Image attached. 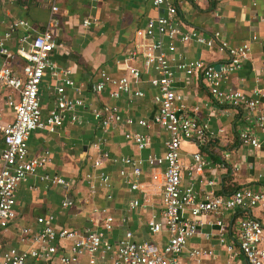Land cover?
<instances>
[{"label":"built area","instance_id":"1","mask_svg":"<svg viewBox=\"0 0 264 264\" xmlns=\"http://www.w3.org/2000/svg\"><path fill=\"white\" fill-rule=\"evenodd\" d=\"M185 0H151L155 7L163 5L166 13L147 18L134 32L136 40L133 47L122 59L126 74L117 76L108 74L104 69L98 71V79L89 84V89L96 95L108 90L111 98L130 95L128 101L144 96L140 89L132 91L131 83L139 80L140 70L131 65L140 59L145 70L154 74L147 82L156 92L153 102L156 111L150 122L123 116L118 104L102 103L92 106V118L98 123L101 136L97 143L105 142V135L121 123L137 124L148 128L154 124L164 129L168 136L164 140L161 154L148 153L144 158L118 154L111 156L102 150L92 160V170L84 174L83 181L89 194L95 195L99 188L108 190L106 199H112L109 176L105 173L103 163L119 162L117 172L131 192L139 196L127 201L128 213L152 204V198H160V208L152 211L145 218L144 225L148 233L167 232L166 242L154 245L146 240H136L132 232L124 228L122 234L111 240L108 233L113 231L115 217L107 206H94L83 228L54 225V214L36 216L37 225H13L17 216L16 185L28 176H37L47 185L67 186L68 181L58 175L42 171L50 161V153L44 151L38 156L28 154V135L35 130L55 133L65 119L80 123L78 109L85 106L84 86L77 84L69 75L68 68H57L53 52L57 45L49 27L55 25L54 15L58 12L57 0H50L51 15L46 26L33 35L21 33L15 53L7 45L10 31L17 26L27 28L22 18L11 21L9 30L0 36V90L4 91V107L0 109V139L3 147L0 152V231L13 227L18 243L25 245L0 247V264H178L188 241L200 233V227L207 225L215 228L214 232L200 233L204 239L215 236L216 244L227 255L226 263L217 264H264V226L253 216H238L233 224V236L227 240L228 227L220 213L226 210H247L253 207L264 209V190L237 188L230 193L219 194L215 191L212 179L202 178L204 170L212 171L219 162L211 163L200 151L193 152L186 163L182 160L181 144L183 141L198 139L205 143L213 136L208 130L207 122H199L189 113L182 94L173 87L174 72L180 71L185 76H197L206 84L209 93L216 101L227 106L245 109L251 116L250 128L238 131L240 144L259 147L261 140L253 132L260 133L264 140V103L259 91L249 97L239 89L221 87L230 74L240 70L248 60L251 43L229 44L218 30L202 34L195 29H181V16L178 4ZM95 19L83 18L81 25L87 27ZM194 41L212 48L216 45L227 54L226 60L205 62L201 59H186L177 53V42ZM22 57L25 62L18 70L13 68V57ZM47 73L58 84L53 86L55 92L54 106L46 115L42 114L40 105V82ZM131 79H129V77ZM70 87L71 93L67 92ZM132 94V95H131ZM221 130L220 128L218 129ZM124 139L134 143L138 150L147 148L149 136L134 130H124ZM227 153L223 154L226 158ZM149 168L148 182L139 180L143 164ZM237 169V167L235 168ZM184 174L189 181L181 184ZM201 177V178H197ZM204 187L201 193L195 189V181ZM70 198L61 202V208L73 205ZM129 216L119 217L117 225L123 226ZM232 232V231H231ZM235 233V234H234ZM217 253L213 246L209 248L193 247L188 256L201 264L204 258H214Z\"/></svg>","mask_w":264,"mask_h":264},{"label":"crops","instance_id":"2","mask_svg":"<svg viewBox=\"0 0 264 264\" xmlns=\"http://www.w3.org/2000/svg\"><path fill=\"white\" fill-rule=\"evenodd\" d=\"M58 12L54 15L57 20L49 30L56 40L53 60L57 68H68L73 81L84 86L85 106L78 109L80 123L67 119L55 133L41 130L32 131L28 135V154L38 156L44 151L50 153V161L42 171L65 178L67 186L47 185L38 180L37 176H28L26 180L16 185L17 216L13 225H29L35 228L36 216L54 214V225L83 228L88 224L94 206H107L114 215L113 231L108 233L115 241L122 234L124 228L129 229L136 240H146L161 246L166 242L167 232L150 234L147 232L144 220L152 211L160 208V198H152V204L146 208H138L128 213L127 201L138 197V192H131L117 172L119 162L105 161L102 170L108 174L112 199H106V189L99 188L95 195H90L88 187L83 181L84 174L93 171L92 160L99 151L107 150L111 156L123 154L144 158L148 153L161 154L164 151V140L168 134L154 124L148 128L137 124H120L105 135V142L98 144L102 137L98 123L92 118V106L118 104L123 116L133 119H144L150 122L156 111L153 95L156 90L148 84L147 79L154 73L145 70L140 59L130 62L140 70L139 80L131 83L132 91L140 89L143 97L133 98L130 95L111 98L108 90L100 95L92 93L89 84L98 79V71L104 69L110 75L126 74L122 59L133 47L136 40L134 32L143 26L145 20L166 13L163 5L155 7L151 0H57ZM181 16V29H195L202 34H209L218 30L221 37L229 44L237 45L241 42L251 43L248 60L240 70L230 74L221 87L235 88L249 97L258 96L264 103V0H185L178 4ZM51 15L50 0H0V36L9 30L11 21L22 18L27 22V28L17 26L10 31L7 40L11 52L16 51L18 36L23 33L33 35L40 32L47 24ZM83 18L95 19V23L87 27L81 25ZM178 54L186 59H201L205 62L226 60L227 54L219 50L216 45L207 48L194 41L177 42ZM25 60L16 55L12 66L19 68ZM173 87L182 94L183 101L189 108V113L199 122H207L208 130L213 133L205 143L198 139L183 141L181 154L183 162H188L193 152L200 151L211 163L219 162L214 170H204L202 178L214 181L215 191L219 194L230 193L237 188H251L256 191L264 190V140L262 135L253 132L261 140L259 147L240 144L238 131L250 128L251 116L245 109H237L216 101L211 97L208 87L197 76H185L175 70ZM129 77V76H128ZM131 79V77H129ZM58 84L47 73L40 82V105L43 115L54 106L55 92L53 86ZM67 92L71 93L70 87ZM132 95V94H131ZM0 98L4 103V91L0 90ZM1 107V106H0ZM5 116H8V110ZM221 129L220 131L218 129ZM134 130L149 136L146 149L140 151L136 145L124 139L122 132ZM3 143L0 139V152ZM227 153L226 158L223 154ZM1 166V162H0ZM237 167V169H235ZM149 167L143 164L142 175L139 180L148 182ZM201 178V177H197ZM77 183L74 185L75 181ZM189 179L182 174L181 184L187 185ZM195 189L198 193L204 188L197 180ZM81 193V194H80ZM86 196V197H85ZM65 198L73 200L74 204L61 208ZM128 220L123 226L117 225L119 217L127 215ZM227 225V240L233 236L234 220L238 216H253L264 226V209L260 206L247 210H226L220 213ZM214 232L215 228L207 225L200 227V233ZM232 231V232H231ZM198 233L191 238L185 250L178 255V264L185 260L187 264H197L188 256L193 247L214 248L217 255L214 258H204L201 264L226 263L227 255L222 247L216 244V237L204 239ZM235 234V233H234ZM201 244V245H198ZM25 248L18 243L13 227L0 231V247L10 246Z\"/></svg>","mask_w":264,"mask_h":264},{"label":"rangeland","instance_id":"3","mask_svg":"<svg viewBox=\"0 0 264 264\" xmlns=\"http://www.w3.org/2000/svg\"><path fill=\"white\" fill-rule=\"evenodd\" d=\"M0 108H3L4 107V103H3V100L0 98ZM77 183V180L75 181L74 185ZM81 194V193H80ZM86 197V196H85ZM151 243L155 242V239L151 240L150 241ZM198 245H201L198 243ZM182 264H187V262L185 260H182Z\"/></svg>","mask_w":264,"mask_h":264}]
</instances>
